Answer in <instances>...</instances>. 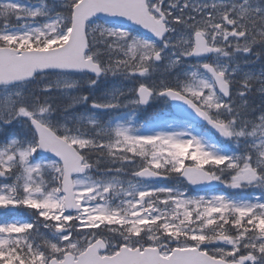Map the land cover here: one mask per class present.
Instances as JSON below:
<instances>
[{"label": "snow or ice", "instance_id": "obj_1", "mask_svg": "<svg viewBox=\"0 0 264 264\" xmlns=\"http://www.w3.org/2000/svg\"><path fill=\"white\" fill-rule=\"evenodd\" d=\"M0 264H264V0H0Z\"/></svg>", "mask_w": 264, "mask_h": 264}, {"label": "water", "instance_id": "obj_2", "mask_svg": "<svg viewBox=\"0 0 264 264\" xmlns=\"http://www.w3.org/2000/svg\"><path fill=\"white\" fill-rule=\"evenodd\" d=\"M139 31H141V32H143V31H145V30H143V29H140ZM191 187V186H190ZM199 192V191H198Z\"/></svg>", "mask_w": 264, "mask_h": 264}, {"label": "rangeland", "instance_id": "obj_3", "mask_svg": "<svg viewBox=\"0 0 264 264\" xmlns=\"http://www.w3.org/2000/svg\"><path fill=\"white\" fill-rule=\"evenodd\" d=\"M158 111V110H157ZM205 194V193H204ZM190 195H195V194H190Z\"/></svg>", "mask_w": 264, "mask_h": 264}]
</instances>
